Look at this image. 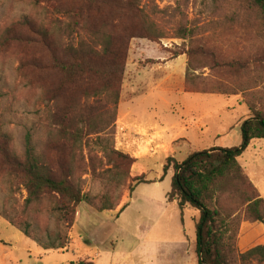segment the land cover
I'll return each instance as SVG.
<instances>
[{
	"label": "rangeland",
	"instance_id": "1",
	"mask_svg": "<svg viewBox=\"0 0 264 264\" xmlns=\"http://www.w3.org/2000/svg\"><path fill=\"white\" fill-rule=\"evenodd\" d=\"M151 1L162 11L159 22L165 29L171 28L173 36L182 37H169L156 42L129 40L116 117L110 133L86 137L82 146L73 153L68 148L58 152L60 162L72 167L75 183L81 187L82 193L91 195L96 203L107 196L108 201L117 204V207L98 213L89 205L80 203L75 208L72 226L67 228L65 224L58 223L56 215L51 213L53 199L45 198L38 205L26 207V192L21 182L0 165V240L6 242L8 248L15 243L14 239L10 242L9 240L13 236H19L15 224H27L32 236L30 240H39L41 248L52 242L60 232L65 242L61 251L64 252V258L70 260L88 262L94 258L92 252L98 247L110 254L113 252L114 264H141L147 259L148 264H175L172 257L165 255L168 253L163 254L157 250L161 247L158 248L159 243H156L165 239L176 241L178 237V216L171 215L170 220L157 219L162 209L163 196L169 192L170 183L164 180L158 188L152 184L139 185L133 193H129L130 180L138 178L135 176L136 169L134 170L137 161L128 168V177L123 183L121 180L125 173L118 174L114 169L111 170L107 154L112 150L136 160L135 158L153 157L158 150L169 152L168 146L156 144L158 137L145 139V132L139 134L144 138L142 145L124 144L121 131L126 129L127 132H132L122 126L121 118L130 114L136 119L143 113H154L150 110L152 94L148 89L150 84H156L164 77L162 71L157 69V63L160 65V62L154 60L161 56L170 59L179 54L185 55L186 62L190 60L193 74L200 76L199 86L224 92L212 95L226 100L228 105L221 108L222 102H202L203 110L216 112L208 122L213 129L209 134L201 133L205 126L200 117L194 114L187 119L180 118L176 107L173 112H169L160 104L157 116L164 120L171 119L174 125L176 122L186 125L189 121L187 124L194 128L190 153L210 149V145L223 148L239 146L240 132L234 125L247 119L248 102L257 104L259 99L264 102V31L260 28V17L249 0ZM22 16L43 20L45 23L51 19L47 4L36 6L29 0H0V36L6 27L16 23ZM128 24L129 20L124 19L121 27ZM29 52L28 47L20 43L9 48L0 47V126L10 137L11 149L17 156L24 152L26 136L30 137L35 153L42 154L47 148L49 134L55 135L53 132L49 133L48 128L54 130L53 115L55 108L60 107V103H56L53 98L49 99V95L44 101L43 92L37 86H56L60 80L56 71L49 70L38 78L37 73L27 70L26 74H31L28 80L21 79L20 71L17 70L18 62ZM188 52L190 58L187 56ZM151 60L155 63H151ZM232 62L236 65V70L229 68ZM178 81L180 82L172 77L171 82L175 88ZM184 91L186 92L185 88ZM147 94L149 95L146 96ZM71 97L79 99L80 85L71 86L64 100ZM92 102L94 101L89 100V105ZM215 128L221 133L215 134ZM173 139L172 146L183 144L179 136ZM53 140L56 141L57 138ZM149 143L154 145L152 151L149 150ZM262 146L264 147V140L252 141L240 159L242 163L244 160L250 162V166L259 175L264 172V153L260 151L258 156H254L256 151L253 148ZM176 151L175 160L181 162L184 150ZM244 174L250 181L247 174ZM152 176L150 172L149 178ZM144 177L146 181L152 182L147 176ZM126 205L128 207L116 222ZM185 222V234L193 238L194 228L190 226L188 219ZM164 225L168 227L166 234L161 232ZM148 242H154L155 245L148 247ZM263 244L264 226L242 221L235 241L236 250L243 253ZM20 253L26 256L24 252Z\"/></svg>",
	"mask_w": 264,
	"mask_h": 264
},
{
	"label": "trees",
	"instance_id": "2",
	"mask_svg": "<svg viewBox=\"0 0 264 264\" xmlns=\"http://www.w3.org/2000/svg\"><path fill=\"white\" fill-rule=\"evenodd\" d=\"M29 1L36 6L47 4L51 19L45 23L28 16L18 18L16 23L4 29L0 47L9 48L16 43L28 47L30 52L19 59L17 67L22 80H28L31 75L26 74L27 70L37 73L38 78L49 70L56 71L60 75L56 86H37L43 92L44 101L49 95V99L60 103V107L55 108L53 115L54 130L48 128V132L55 135L49 134L47 148L41 155L35 153L29 136L25 138L23 154L15 155L10 137L0 126V165L21 182L26 192V207L51 198L54 201L51 213L56 215L58 223L68 228L73 224L75 208L80 203L98 213L111 211L117 204L110 203L107 196L96 203L91 195L82 193L75 183L72 167L60 162L58 152L68 148L73 153L86 137L110 133L116 117L129 40L156 42L182 36H173L171 28L165 29L159 22L162 11L151 0ZM249 2L258 13L260 28L264 31V0ZM124 19H128L129 24L121 27ZM187 56L191 57L189 52ZM151 63L155 62L151 60ZM229 68L236 70V65L232 62ZM193 71L187 60L186 92L224 93L200 87V76L194 75ZM77 85H80L79 99L64 100L69 88ZM89 100L94 102L89 105ZM247 107L249 115L239 125V146L193 152L181 163L168 157L162 167V177L170 170L173 174L166 201L175 202L179 212L186 208L199 212L194 226L197 264H264V244L243 253L235 248L242 221L264 226V199L238 163V158L252 141L264 140V102L260 99L257 104L248 102ZM107 158L111 170L125 173L121 180L125 183L126 172L136 160L112 150ZM152 183L144 176L133 178L128 191L133 193L139 185ZM15 225L26 238L32 237L27 224ZM56 236L42 248L64 249L61 233ZM34 241L41 246L39 240Z\"/></svg>",
	"mask_w": 264,
	"mask_h": 264
},
{
	"label": "crops",
	"instance_id": "3",
	"mask_svg": "<svg viewBox=\"0 0 264 264\" xmlns=\"http://www.w3.org/2000/svg\"><path fill=\"white\" fill-rule=\"evenodd\" d=\"M154 61L160 62V65H158L157 63V69H160L162 71V74H164L162 81L156 84H150V88L148 89L149 91L146 90L152 94V96L150 97L152 101L150 110L154 111V113L152 115H144L143 113L142 115L137 116L136 119L132 118L134 117L133 115L127 114L121 119L123 121L122 126L124 128H128L132 132L131 136L135 135L133 133L141 134V132H145V139L156 136L158 137V140L155 141L156 144L163 145L164 147H169L168 153H170L171 156H169L168 153H164L163 150H158L157 154L153 157L135 158L137 161L134 168V170L136 169L135 176H147V179H150L153 182L152 185L158 188L164 180H168V183H170L171 177L173 175L172 171L170 170L164 177L160 176V172L162 171L165 160L168 157L175 159L174 154H177V149L184 150V157L182 158L181 162L191 154L190 150L192 149L193 140L192 134L194 132L193 126L187 124L189 121L185 123L186 125H179L177 122L175 123L176 125H174L171 119L164 120L157 116L158 106L161 104L163 107H166L169 112H173V108L176 107L177 111L180 113V118L187 119L196 114V116L200 117V120L204 122L203 124L205 127L201 133L209 134L213 129L208 122L211 119L210 117H212L216 112L212 110H203L201 105L202 102H204V104L211 102L214 103L215 101L220 103L222 102L221 108L222 106L225 107L226 105H228V103L226 102V100L217 98L212 94H210L209 96H203L206 94H189L184 91V74L187 65L185 55H177L176 57L170 59L166 56H161V58H157ZM173 76L180 80V82L178 81V83L176 84V88L174 86V83L171 82ZM148 95L149 94H147L146 96ZM210 123L212 124V122ZM216 125L212 126L216 127ZM239 125L240 122L234 125V127L239 128ZM214 130L216 131L215 134H218L220 132L217 131L216 128ZM178 136L183 141V144L180 146H172V142L174 140L173 138ZM132 142L129 141L128 143L131 144ZM210 147L214 148L217 146L210 145ZM253 149L254 151H256V153L253 154L254 156H258L260 151L264 153L263 146ZM243 155L244 153H242V155L238 158V163L249 177L251 183L257 189L260 197L264 199V177L262 176L264 175V172H261L262 174L260 173L259 175L254 167L250 166V162L244 160L242 163L240 159L243 157ZM150 172L153 175L151 178H149ZM166 194L163 196L161 204L162 209L158 214L159 217L157 219L170 220L171 215L178 216L180 227L179 229H176L178 234L177 240H159L156 243H159L158 248H161L157 250H159V252L163 254L164 252L168 253L165 255L167 257H172V259L175 260V264H194V262H196L197 264L198 259L195 253L194 243L195 229L193 238H189V236H186L185 221L186 219H188L190 226H193L194 228L195 221L199 216V212L192 208H186L184 211L179 212L175 202L168 203L166 201ZM127 207L128 205L123 207L122 212L116 218V222ZM148 229H151L150 226H148ZM161 232L162 234H166L168 232L167 225H164ZM18 233L19 236H13L12 239L9 240L10 242L14 239L15 242L14 245L9 246L10 249L7 247L6 242L0 240V264H114L115 262L112 258L113 252L110 254L109 251L98 247L94 248V252H92L94 254V258L89 260L88 262L70 260L68 258H64L63 251L44 250L32 240L26 238L20 232ZM152 244H154V242L146 243L148 247H151ZM87 245H89V243ZM20 252H24L26 256H23V254H21ZM31 257L33 260H31ZM157 259H159V257H157ZM148 263L149 262L147 259L141 264Z\"/></svg>",
	"mask_w": 264,
	"mask_h": 264
},
{
	"label": "built area",
	"instance_id": "4",
	"mask_svg": "<svg viewBox=\"0 0 264 264\" xmlns=\"http://www.w3.org/2000/svg\"><path fill=\"white\" fill-rule=\"evenodd\" d=\"M133 134H135V135H132L131 136V133H129V132H127L126 131V129L125 130H122L121 131V136L123 137V139H124V144H126V145H129V141L130 142H132L131 144H132V146H137V144H140V145H142V143H143V138L141 137V136H139V134H136V133H133ZM152 146H154L153 145V143L151 144V143H149V150H151L152 151Z\"/></svg>",
	"mask_w": 264,
	"mask_h": 264
}]
</instances>
